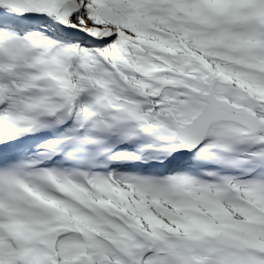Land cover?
Segmentation results:
<instances>
[{
	"label": "snow or ice",
	"instance_id": "snow-or-ice-1",
	"mask_svg": "<svg viewBox=\"0 0 264 264\" xmlns=\"http://www.w3.org/2000/svg\"><path fill=\"white\" fill-rule=\"evenodd\" d=\"M0 264H264V0H0Z\"/></svg>",
	"mask_w": 264,
	"mask_h": 264
}]
</instances>
